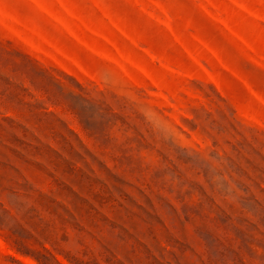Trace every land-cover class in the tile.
Instances as JSON below:
<instances>
[{
	"label": "rangeland",
	"instance_id": "374dc122",
	"mask_svg": "<svg viewBox=\"0 0 264 264\" xmlns=\"http://www.w3.org/2000/svg\"><path fill=\"white\" fill-rule=\"evenodd\" d=\"M0 264H264V0H0Z\"/></svg>",
	"mask_w": 264,
	"mask_h": 264
}]
</instances>
